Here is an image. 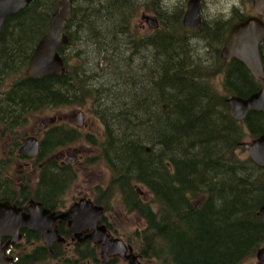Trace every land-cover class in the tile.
Here are the masks:
<instances>
[{"label": "trees", "instance_id": "obj_1", "mask_svg": "<svg viewBox=\"0 0 264 264\" xmlns=\"http://www.w3.org/2000/svg\"><path fill=\"white\" fill-rule=\"evenodd\" d=\"M58 1L31 0L4 19L0 86L6 83L8 88L0 94V130L3 136L15 137L20 122L32 110L82 107L91 99L96 102L92 111L102 132L97 137L64 124L47 127L40 138L39 154L34 157L36 181L24 179L17 189L5 171L10 159L0 156V201L25 208L33 200L52 211L62 208L63 194L74 183L76 171L71 165L59 163L56 152L83 140L99 151V158L111 171L110 186H95L93 202L107 211L116 191L128 211L136 212L144 221V227L136 232L139 245L135 248L142 262L242 264L253 258L264 246V223L258 216L264 204V166L248 156L239 157L236 150L242 149L245 137L252 139L264 133V112L251 111L243 120H234L227 99L245 98L258 91L261 84L239 60L220 56L231 28L248 15L232 6L229 18L208 25L202 22L200 32L194 34L182 26L185 3L163 14L154 0L151 3L160 17L159 27L140 41L125 33V23L139 7L132 0H72V15L65 29L68 41L57 48L65 73L30 79L25 69L37 42L49 31ZM121 4L117 22L115 13ZM102 17L119 27L134 49L140 47L137 51L149 56H136L150 65L142 80L134 79L129 58L123 55L121 62H114L113 50L108 58L106 49L102 51V30L95 22ZM191 36H199L205 48L214 50L212 61L206 63L207 58L197 57ZM77 41L92 46L94 68L81 58L75 64L76 57L71 65L69 49ZM137 51L131 53L132 59ZM86 57L89 60V54ZM116 63L124 66L126 81L119 78V83L111 86L96 82L91 86L93 75L89 76L87 68L109 69L110 78L114 71L121 70ZM217 76L221 77L220 89L213 84ZM101 97H106L107 103L99 110ZM10 145V155H14L21 143L13 139ZM138 183L150 191V203L139 198L135 188ZM59 231L65 235L64 229L59 227ZM21 233L24 237L26 233L29 241L39 239L35 232ZM23 245L24 249L30 244L6 246L7 256L12 258L9 264H45L65 254L59 242L50 247L36 244L26 250L21 249ZM74 253L86 256L81 250Z\"/></svg>", "mask_w": 264, "mask_h": 264}, {"label": "rangeland", "instance_id": "obj_2", "mask_svg": "<svg viewBox=\"0 0 264 264\" xmlns=\"http://www.w3.org/2000/svg\"><path fill=\"white\" fill-rule=\"evenodd\" d=\"M82 1V0H81ZM80 3H84L81 2ZM158 3L159 8H161L163 14H169L173 11L179 9L180 6L185 3L184 13L187 7V0H156ZM134 4L139 5V7L134 10H137L132 13L130 18H128L126 27V34H130L134 36L135 39H144L147 34H151L154 29L146 20L142 18V16H148L152 19H160V17L154 11V5L151 2L154 0H132ZM146 2V4L142 6L141 3ZM123 4V3H122ZM120 5L118 11L115 13L116 21H119L120 12H122L123 5ZM133 4V5H134ZM83 5V4H82ZM232 6L238 7L243 13L247 15H253V7H252V0H201L199 3V12H200V20L201 25L202 22H206V25L211 24L213 21L221 19H227L230 17L231 8ZM142 7V9H141ZM120 10V11H119ZM184 15V14H183ZM182 15V18H183ZM167 16V15H166ZM181 18V19H182ZM206 19V20H205ZM264 20V15L262 16ZM103 21V22H102ZM115 21V20H114ZM95 22L98 24L99 30H102L101 41L104 44L102 51L106 49V56L111 54L112 50L113 53L111 55L112 61L114 62H121L123 60V55L129 58V61L133 62L131 67L133 68V76L136 80H142L149 71L150 65H146L144 62H140L138 57H149L147 55H143L137 51L140 47L133 48L132 42L130 38L126 39V35L121 34L119 27L114 26L108 20L104 19H95ZM163 23L160 24V26ZM100 25V26H99ZM122 25V21L119 26ZM159 25V24H158ZM103 26V27H102ZM183 26V25H182ZM184 28V27H183ZM111 30H113L111 32ZM201 30V29H200ZM200 32V31H199ZM195 34H198L195 33ZM125 37V38H124ZM117 39L118 41L115 42ZM104 41V42H103ZM264 43V39L261 43ZM190 43L192 46H195V52L198 54L197 57L207 58L205 61L210 62L213 59L214 50L211 49L210 46L204 47L203 41L199 38V36H191ZM264 45V44H263ZM92 46L89 44V47L84 45L81 41H77L75 45H73L69 49L70 54V62L73 66L75 62V57L78 60L75 64L80 62V58L85 62V64L93 67L94 60L91 48ZM223 47V46H222ZM114 48V49H113ZM73 49H78L81 51L80 54L76 53ZM132 49L133 51H130ZM222 49V48H221ZM137 51L134 59L131 58L132 52ZM145 49H143V52ZM114 52H117L116 55ZM76 53V54H75ZM89 54V60H87L86 55ZM195 56V55H194ZM193 56V58H194ZM102 57V55L100 56ZM116 67L119 66L121 70H116L112 73V75L108 76L111 71L109 69H105L104 71L99 69H90L87 68V73L89 76H92V83L91 86L94 87L97 84H108L112 85L116 82L119 83V78L126 81V77L124 76V66L120 65L119 63L115 64ZM100 66L105 68L104 64L102 63ZM94 68V67H93ZM120 73V75H116L115 73ZM97 74V77L94 76ZM102 77V79L98 76ZM221 77L217 76L213 80V84L220 89ZM96 82V83H95ZM8 85L4 83L0 86V94L3 91H6ZM137 89H139L137 87ZM114 99V98H113ZM100 106L98 107L99 110L106 107L107 99L106 97H101L99 100ZM93 105H96V102H91V99L86 100L82 107H54V108H41L32 110L31 113L24 116V119L20 122V125L17 129V134L15 137L9 138L3 136V131L0 130V156L4 158L10 159V165L6 171V175L10 178L11 182L14 183V187L17 189L18 186L22 184L24 179H28L31 183L36 181V177L38 174L37 167L34 168L33 162L34 157H27V158H18L16 155H19V151L16 149L14 150V155H10V150L12 147L11 140L16 139L17 142L24 143V140L33 136L40 139L42 132L45 128L50 127L52 125L64 124L69 125L72 127L78 128L83 134L91 133L96 135L97 137L102 132V125L98 119H96L92 111ZM94 108V107H93ZM81 112L82 113V123L79 126L74 125L70 118L71 116ZM244 142H249L251 139L249 137H245L243 139ZM20 145V146H21ZM20 148V147H19ZM18 148V149H19ZM236 154L241 157H247L248 153L245 149H237ZM57 161L59 163H64L71 165L72 168L76 171V179L72 184L71 188L63 194L64 197V204L63 207L60 208V211H64L71 207L73 203L78 201V198L85 197V198H92V193H94L93 189L95 186H99L101 189L108 188L110 186V179H111V171L106 166V164L99 158L100 153L95 147L91 146L89 143L84 142L83 140L74 142L68 146L59 148L56 152ZM22 157V156H21ZM249 157V156H248ZM33 188V187H32ZM136 191L139 195V198L142 199L144 202L150 203L152 200V196L150 191L144 187L142 184L138 183L135 184ZM95 194V193H94ZM28 204L24 205L27 206ZM110 208H107V211L104 210V221L103 223L106 225L107 229L110 233V239L116 237L122 240L124 244H130L133 246L134 250L138 247V238L136 237V232H140V230L144 227V221L142 218L136 213L128 211V209L123 205L122 199L116 191H113L112 197L110 198L109 205ZM19 241V240H18ZM41 243V239L39 240ZM72 240L67 238V242L69 247L66 246L67 252L65 253V257L67 260L69 258L71 261L74 259L81 262L80 256L72 255ZM95 244V243H92ZM36 244L27 245L26 248L23 249L24 245L21 247L22 250L30 249ZM19 250L18 248L16 249ZM127 253V252H126ZM57 262L56 260H48L45 264H64ZM152 264V262H148ZM67 264V263H65ZM83 264V263H81ZM242 264H259L256 256L254 255L253 258L246 260Z\"/></svg>", "mask_w": 264, "mask_h": 264}, {"label": "water", "instance_id": "obj_3", "mask_svg": "<svg viewBox=\"0 0 264 264\" xmlns=\"http://www.w3.org/2000/svg\"><path fill=\"white\" fill-rule=\"evenodd\" d=\"M31 0H0V36L4 19L23 9ZM201 0H187V7L182 18V25L190 32L197 33L201 29L199 3ZM256 15L264 13V0H252ZM72 15V0H59L49 22V31L37 42L25 70V76L30 79H40L44 76L62 75L65 72L63 60L57 48L67 43L65 34L67 20ZM258 16H250L236 23L230 30L220 52L222 59L235 58L259 79L261 88L243 98L231 96L227 99L228 110L234 120H243L251 110L264 112V69L261 62L259 44L264 38V23ZM152 28L158 26L157 19L142 16ZM70 121L79 126L82 123V113L71 116ZM240 146L247 150L250 159L259 166H264V133L251 142H242ZM21 155L35 157L39 154V141L29 137L19 148ZM103 213L101 206L94 205L91 200L81 198L67 211L51 212L41 203L30 201L27 211L21 207L11 205L8 201L0 202V264H9L11 258L5 255L2 238L10 237L12 241L21 238L20 230L28 229L36 232L46 246L52 242L62 241L55 228L57 220H64L70 233L93 228V232L85 236L95 241L100 239L102 249L108 254H118L129 261V264H143L132 254L130 248L119 238H109L106 227L98 224ZM258 216L264 223V204L258 210ZM128 252V254H126ZM259 264H264V246L255 253Z\"/></svg>", "mask_w": 264, "mask_h": 264}, {"label": "flooded vegetation", "instance_id": "obj_4", "mask_svg": "<svg viewBox=\"0 0 264 264\" xmlns=\"http://www.w3.org/2000/svg\"><path fill=\"white\" fill-rule=\"evenodd\" d=\"M263 15H264V13L260 16V19L264 22V20L262 19ZM263 44H262V48H261L262 52L260 51V57H261V62H262V66L264 69V45ZM251 111H256V110H251ZM251 111H249V112H251ZM45 129L43 131H45ZM254 139L255 138H252L251 141ZM251 141H249V142H251ZM99 224H101V223H99ZM59 227L61 228V230H63V229L65 230V232H64L65 235L60 234ZM55 228L58 231V233L63 237V240L60 241L59 243H62V246L65 250V253L67 252L66 246L69 247V245L65 244V243L67 242V238H69L70 240H72L71 244H73L72 245V247H73L72 255L73 256L75 255L74 252H76V250L77 251L81 250V252H83L86 255V256H84V258L80 257V259H81V262H80L76 259H74V261H71L70 258H69V260H67L65 257L66 255L64 254L63 257L60 256L56 259L57 262L63 263V261H64L67 264H81V263H83V264H129L128 260H126L124 257H122L118 254H108L107 252L104 253V251L102 249L103 244H101L99 238H98V240H95L93 242H92L91 238H89V237H86L85 239H83L85 236L89 235L92 232V230H93L92 228H89V229L85 228L83 231H75L74 233H70V230L67 226V223L64 220H57ZM24 230L30 231L28 229H22V230H20V233H21V231L23 232ZM31 232H33V231H31ZM24 235H25V237L21 234V238L17 242L12 241L10 237H4L3 239L6 240V243H4V244L6 246H7V244H42V243H39V240H40L39 236H38L39 237L38 240L29 241V239H27V237H26V233H24ZM53 243L54 242H52L51 244H53ZM92 243H95V244H92ZM125 246L127 248H130L132 251V248H133L132 245L125 244ZM126 254H128V252Z\"/></svg>", "mask_w": 264, "mask_h": 264}]
</instances>
